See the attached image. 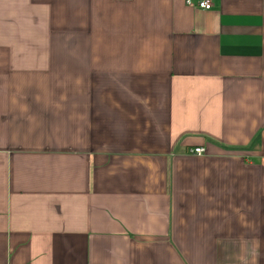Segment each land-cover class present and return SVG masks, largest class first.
Returning <instances> with one entry per match:
<instances>
[{
	"label": "crops",
	"instance_id": "crops-1",
	"mask_svg": "<svg viewBox=\"0 0 264 264\" xmlns=\"http://www.w3.org/2000/svg\"><path fill=\"white\" fill-rule=\"evenodd\" d=\"M187 1L0 0V264H264V0Z\"/></svg>",
	"mask_w": 264,
	"mask_h": 264
},
{
	"label": "built area",
	"instance_id": "built-area-1",
	"mask_svg": "<svg viewBox=\"0 0 264 264\" xmlns=\"http://www.w3.org/2000/svg\"><path fill=\"white\" fill-rule=\"evenodd\" d=\"M187 5L198 8L202 11H211L214 8L213 0H198L196 3H192L191 0H188ZM204 153L205 150L201 148L194 150V154L197 156H202Z\"/></svg>",
	"mask_w": 264,
	"mask_h": 264
}]
</instances>
